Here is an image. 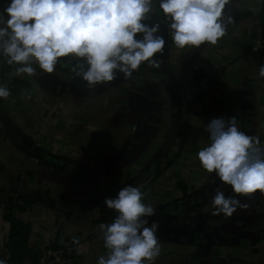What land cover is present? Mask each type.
<instances>
[{
	"label": "crops",
	"instance_id": "0c3cea01",
	"mask_svg": "<svg viewBox=\"0 0 264 264\" xmlns=\"http://www.w3.org/2000/svg\"><path fill=\"white\" fill-rule=\"evenodd\" d=\"M225 15L235 22L217 44L181 49L157 6L146 23L159 22L166 37L160 68L145 63L130 79L118 74L94 89L74 78L75 57L61 58L52 74L33 64L30 77L0 56V85L11 92L0 99V247L11 229L7 200L28 194L34 207L13 214L34 223L30 248L73 234L88 251L74 254L73 264H97L107 253L99 226L112 223L103 201L130 184L155 209L148 218L159 224L154 264H264V195L237 196L246 209L214 215L215 189L234 194L197 159L216 117L236 116L264 146V60L250 51L264 30V0H232ZM206 72L213 73L208 89L196 93Z\"/></svg>",
	"mask_w": 264,
	"mask_h": 264
},
{
	"label": "clouds",
	"instance_id": "9594fccd",
	"mask_svg": "<svg viewBox=\"0 0 264 264\" xmlns=\"http://www.w3.org/2000/svg\"><path fill=\"white\" fill-rule=\"evenodd\" d=\"M232 0H5L0 9V56L18 65L16 75L35 76L39 69L57 70L61 58L75 57L71 68L85 86L94 89L122 74L133 77L142 64L160 68L167 44L162 25L146 23L156 12L163 13L171 39L177 48L215 45L234 23L225 15ZM264 78V64L259 66ZM10 90L0 85V99ZM211 143L197 152L201 167L234 195L219 188L211 198L214 215L231 218L246 209L237 196L264 195V146L257 136L239 128L236 116L216 117L207 123ZM141 187L125 185L113 197H105L106 208L118 215L111 224L99 226L106 255L97 264H154L161 254L159 224L144 202ZM0 264H8L0 258Z\"/></svg>",
	"mask_w": 264,
	"mask_h": 264
},
{
	"label": "built area",
	"instance_id": "2783aa9c",
	"mask_svg": "<svg viewBox=\"0 0 264 264\" xmlns=\"http://www.w3.org/2000/svg\"><path fill=\"white\" fill-rule=\"evenodd\" d=\"M250 51L251 54L258 60H264V30L262 34L256 35L251 41ZM212 76L213 73H201L197 79L195 92H206L210 83V78ZM195 105L196 103L194 101H191L189 103V113L194 112ZM17 211V209L13 210L14 213H17ZM29 223H31V221ZM33 224L34 223L32 222V228ZM73 237V234H71L68 240L63 238L61 242H55L52 239L47 244H36L33 248H30V246L28 245L31 250L39 252V255L35 262H31L30 259L27 258L23 264H73L74 254L79 253L80 255L85 257L88 252L84 249V243L75 244ZM9 257L10 254L8 250L5 247H0V258L7 260Z\"/></svg>",
	"mask_w": 264,
	"mask_h": 264
},
{
	"label": "trees",
	"instance_id": "16d2710c",
	"mask_svg": "<svg viewBox=\"0 0 264 264\" xmlns=\"http://www.w3.org/2000/svg\"><path fill=\"white\" fill-rule=\"evenodd\" d=\"M36 201L28 194L19 195L16 198H9L6 202L5 219L10 224V234L5 241V248L8 250L10 257L7 259L8 264H23L28 258L31 262H35L39 252L33 251L29 248L28 242L32 231L31 223L24 222L13 214V210L30 211ZM118 215L115 210H111L108 220L113 222L114 218ZM261 240L264 242V230L261 233Z\"/></svg>",
	"mask_w": 264,
	"mask_h": 264
}]
</instances>
